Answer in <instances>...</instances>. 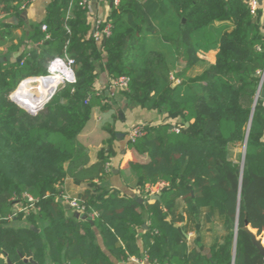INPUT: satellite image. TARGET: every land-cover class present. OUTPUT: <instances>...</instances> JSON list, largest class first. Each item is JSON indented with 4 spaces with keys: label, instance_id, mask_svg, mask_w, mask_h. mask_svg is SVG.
Instances as JSON below:
<instances>
[{
    "label": "trees",
    "instance_id": "obj_1",
    "mask_svg": "<svg viewBox=\"0 0 264 264\" xmlns=\"http://www.w3.org/2000/svg\"><path fill=\"white\" fill-rule=\"evenodd\" d=\"M29 1L0 0L3 58L13 51V33L1 19L17 16ZM85 1L51 5L46 30L37 25L29 36L38 48L22 54L19 63H0V264H31L24 262L29 259L113 264L96 243V232L118 263L264 264L246 232L255 233L264 246V103L256 99L264 37L258 11L250 15L245 0H118L109 35L98 48L95 38L87 37ZM154 38L173 52V69L162 51L149 48ZM209 52H214L213 63L200 75L186 77ZM54 58L74 62L76 83L58 95L64 103L36 117L14 107L9 93L26 77L44 76ZM97 68L112 84L127 80L120 93L130 107L165 117L127 142L143 160L129 162L126 177L141 193L161 186L158 201L139 204L93 183L104 180L108 161L99 154L89 164L78 140L94 110L106 109L95 90ZM174 125L182 128L171 130ZM245 142L241 171L229 149ZM67 177L88 184L70 197L86 206L79 219L59 198ZM180 201L189 217L202 216L197 232L203 243L211 234L209 257L189 245L184 228L177 227ZM15 206H20L18 216Z\"/></svg>",
    "mask_w": 264,
    "mask_h": 264
},
{
    "label": "crops",
    "instance_id": "obj_2",
    "mask_svg": "<svg viewBox=\"0 0 264 264\" xmlns=\"http://www.w3.org/2000/svg\"><path fill=\"white\" fill-rule=\"evenodd\" d=\"M58 4V0H31L26 2L20 9L17 16H12L17 19V23H9V19L12 17H7L1 19V23L6 25L7 31L13 33L12 35V46L13 51L3 58L2 55L7 54L5 47L0 46V58L4 60L16 61L19 63L18 58L26 53L28 50L38 48V44L30 43L29 36L33 33L37 25H41V31L46 30V25L43 24L44 20L48 15V9L51 5ZM112 0H87L85 1V16L87 25V37H94L97 32V27L99 25H108L109 18L111 16ZM258 23L261 29V33L264 37V2L261 1L258 10ZM228 25L229 23H225ZM44 27V29H42ZM48 37V36H47ZM97 47L101 48L103 46L104 38L99 40H94ZM154 48L160 50L164 53H169V57L174 58L173 52L168 48L167 45L163 44L158 38H154L152 44H149V48ZM165 51V52H164ZM171 54V55H170ZM202 58H211L210 64L214 61V52H209L201 55ZM175 62V60H174ZM96 83L95 90L98 95L104 97V104L106 109L101 111L99 108L95 109L90 121L87 126L83 129L82 133L79 135V143L85 148L87 153L89 164L96 163L99 154H103L108 162H106V168L108 173L106 174L104 180L101 182L97 179L93 181L94 184L102 186L106 191L116 190L121 196L133 198L151 200L152 196L158 195L150 190L149 193H141L137 188L133 187L132 183L129 182L131 178H127L128 175L125 173L127 165L132 161H142L143 158L139 157L135 152L127 148V135L131 127L139 126L144 123V125H159L164 120L165 117L159 115L156 111H147L140 107L131 108L127 102L124 100L120 91L112 88L113 91L109 92L108 87L111 86L112 81L110 80L106 71L97 68L96 70ZM203 72V71H202ZM112 95V97L110 96ZM172 122V121H171ZM119 135V136H118ZM120 137V138H117ZM123 173L125 177H123ZM127 175V177H126ZM88 188L86 181L81 184H74L70 177L64 180L62 185L63 195L69 197H75L83 193ZM160 198V197H159ZM185 205L182 201L179 202V209L175 213V219L178 220L177 227L181 230L184 228V237L188 241L189 245L198 248L200 252L206 257L210 256L209 247L211 245V234H206L204 243L201 242L200 237L197 232V226L203 227L202 216L193 215L188 216L185 209ZM71 214L75 211L70 210ZM217 219V218H216ZM146 228L142 227L143 231L148 228L147 224H144ZM214 230L217 229L216 225L212 226ZM210 226L206 225L205 229H209ZM218 232V231H217ZM96 243L101 247L103 253L108 257L113 264H136L131 260L127 263L115 262L113 257L104 248L103 241L98 232Z\"/></svg>",
    "mask_w": 264,
    "mask_h": 264
},
{
    "label": "built area",
    "instance_id": "obj_3",
    "mask_svg": "<svg viewBox=\"0 0 264 264\" xmlns=\"http://www.w3.org/2000/svg\"><path fill=\"white\" fill-rule=\"evenodd\" d=\"M247 3V7L249 9V13L252 16H255L258 9H259V0H245ZM264 2V0H261ZM112 4L116 6L118 4V0H112ZM44 29V27H42ZM109 29L110 26H106L100 31V25L98 24L97 27V32L94 35L95 40H99L102 38H106L109 35ZM260 50V48H257ZM73 60L69 58H54L50 61V63L47 66L46 74L44 76H35V77H29L28 79H25L20 82V85L22 82L32 79L33 81L31 82H37L38 84L42 85V88L40 87L41 90L45 89V91H41L38 93V95H35L34 92H38L39 89L37 88H32V92L30 95L26 93V95H22L25 93H20L16 95V92L14 95L11 94L10 98L11 100H14L20 108H25L28 112V114H36L39 111V107H42L44 104L43 102L46 100V98H49V94H52V92L48 93L47 91H52L53 89L63 86L65 84H72L75 82V74L73 70ZM258 75L260 76V89L261 86L264 82V71L259 72ZM49 80V81H46ZM126 82L127 80L125 78H120L116 80L112 85L113 86H118L121 89L126 88ZM19 85V86H20ZM27 98V100H24L23 97ZM30 97V99H29ZM263 103H264V98H263ZM38 110V111H37ZM145 134V126L139 125V126H134L129 129L128 131V140L130 142H134L135 139L143 136ZM161 189V186L154 192L157 194L159 193ZM60 200L62 203H67L70 206V209L73 211L79 213L80 215H83L86 213V206L84 205H79L75 199H71L67 195H59ZM29 201L32 202L31 199ZM24 211V210H21ZM96 214L90 215L91 218H94ZM136 264H144L143 261H134Z\"/></svg>",
    "mask_w": 264,
    "mask_h": 264
},
{
    "label": "rangeland",
    "instance_id": "obj_4",
    "mask_svg": "<svg viewBox=\"0 0 264 264\" xmlns=\"http://www.w3.org/2000/svg\"><path fill=\"white\" fill-rule=\"evenodd\" d=\"M165 52V51H164ZM167 52V51H166ZM165 52V56H166V60H167V63L169 64V66H170V68L171 69H173L174 67H175V62H174V58H171V57H169V53H166ZM171 55V54H170ZM210 60H211V58H202L195 66H193L191 69H189L187 72H186V77H194V76H198V75H200L201 73H202V71L203 70H205V68H207L209 65H210ZM29 77H26V78H24V79H22V80H20L19 82H18V84H17V86H16V88L12 91V92H10L9 93V95H8V101L14 106V107H16L17 109H19V110H22V111H24L25 113H27L28 114V112H27V110L25 109V108H20V106L14 101V100H11V98H10V96H11V94L12 95H14V93L16 92V91H19V93H20V95L22 94V93H24L25 91L24 90H27V93L30 95L32 92H34V91H31V89L32 88H37V89H39V91L38 92H34V94L35 95H38V93L39 92H41V91H45V89H43V90H41L40 89V87L42 88V85L41 84H38L37 82H33V84L32 83H27L26 84V86L25 87H23V88H20V82L21 81H23V80H25V79H28ZM76 83V78H75V82L74 83H72V84H65V85H63V86H60V87H57V88H55V89H53L52 91H47L48 93H50V92H52V94H49V98H46V100L43 102L44 104L42 105V107H39L38 109H39V111L36 113V114H28V115H30V116H32V117H36L37 115H40V114H42V113H44L45 111H46V109H47V107L48 106H50V105H53V104H55V103H64V101L62 100V99H59L58 98V95H59V93L61 92V91H63L64 89H65V87L66 86H69V85H74ZM177 82L175 81V84H176ZM111 87L112 88H115L116 90H118V91H120V87H118V86H113L112 84H111V86L110 87H108L107 89H108V91L109 92H111V91H113V89H111ZM21 89V90H20ZM122 90H124V89H122ZM22 95H25V94H22ZM111 97H112V95H110ZM257 100H260V98L258 97L257 98ZM84 103H86V102H84ZM131 108H136V107H131ZM157 112V111H156ZM158 113V112H157ZM159 114V113H158ZM159 115H161V114H159ZM161 116H163V115H161ZM141 125H143V126H145L146 127V125H144V123L143 124H141ZM138 126V125H137ZM132 128V127H131ZM173 128L174 129H181L182 128V126H180V125H174L173 126ZM127 141H129L128 140V135H127ZM243 151H244V145H236V146H232V147H230V149H229V158L232 160V161H234L235 163H237V164H239V166L242 164V156H243ZM108 170H110L109 168L107 169V171ZM19 209H20V206H15L14 207V214H16L17 216H18V213H19ZM23 222H20V223H17V224H14L15 226L16 225H21Z\"/></svg>",
    "mask_w": 264,
    "mask_h": 264
},
{
    "label": "water",
    "instance_id": "obj_5",
    "mask_svg": "<svg viewBox=\"0 0 264 264\" xmlns=\"http://www.w3.org/2000/svg\"><path fill=\"white\" fill-rule=\"evenodd\" d=\"M259 4H261V0H259ZM9 23H17V19L15 17H12L11 19H9ZM105 40V38H104ZM3 62V59L0 58V63ZM260 98V99H263L264 98V89H259L257 95H256V99L257 98ZM256 99H255V102H256ZM254 106H255V103L253 105V109H254ZM253 112V110H252ZM186 126H188V124H186ZM171 130L173 129V127L170 128ZM119 136V135H118ZM117 138H120V137H117ZM245 145H246V142L244 143V151H243V156H242V164H241V171H242V166H243V161H244V153H245ZM165 189H162V191H164ZM152 200L154 201H158L159 200V196L158 195H154L151 197ZM144 201L142 199H138L137 200V203L141 204L143 203ZM63 204V207L66 209V210H71L70 209V206L67 204V203H62ZM74 217L76 219H79L81 217V215L77 212L74 213ZM92 224V223H91ZM143 228H146L145 225L142 226ZM35 232H38L36 229L34 230ZM247 234L249 235L250 237V240H251V243L252 245L256 248L258 254L264 259V246H263V243L261 242L260 239H257L255 233L253 232H250L248 230H246ZM24 262H29L31 264H35L33 262L32 259H29V260H24ZM7 264H11L9 261H7Z\"/></svg>",
    "mask_w": 264,
    "mask_h": 264
},
{
    "label": "bare ground",
    "instance_id": "obj_6",
    "mask_svg": "<svg viewBox=\"0 0 264 264\" xmlns=\"http://www.w3.org/2000/svg\"><path fill=\"white\" fill-rule=\"evenodd\" d=\"M26 81H27L28 83H31L30 81H33V80H32V79H29V80H26ZM26 81H24V82H26ZM46 81H49V80H46ZM24 82H22V83H24ZM25 86H26V85H25ZM25 86H24V87H25ZM24 91H25L24 93H25V95H26L27 90H24ZM18 94H19V91L16 92V95H18ZM26 96H27V95H26ZM23 99H24V100H27V98H25V96L23 97ZM29 99H30V97H29Z\"/></svg>",
    "mask_w": 264,
    "mask_h": 264
}]
</instances>
